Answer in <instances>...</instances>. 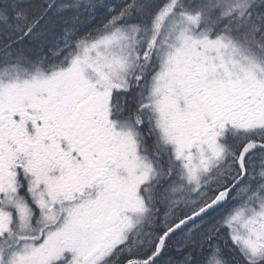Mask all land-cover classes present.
Segmentation results:
<instances>
[{"label":"snow or ice","instance_id":"snow-or-ice-1","mask_svg":"<svg viewBox=\"0 0 264 264\" xmlns=\"http://www.w3.org/2000/svg\"><path fill=\"white\" fill-rule=\"evenodd\" d=\"M0 264H264V0H0Z\"/></svg>","mask_w":264,"mask_h":264}]
</instances>
